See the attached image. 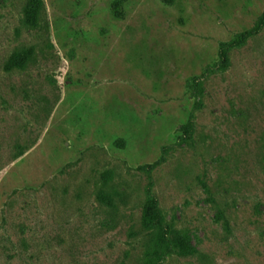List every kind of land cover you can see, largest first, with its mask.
I'll return each instance as SVG.
<instances>
[{"label": "rangeland", "instance_id": "rangeland-1", "mask_svg": "<svg viewBox=\"0 0 264 264\" xmlns=\"http://www.w3.org/2000/svg\"><path fill=\"white\" fill-rule=\"evenodd\" d=\"M0 0V264H264V0ZM33 56L9 69L21 50Z\"/></svg>", "mask_w": 264, "mask_h": 264}, {"label": "trees", "instance_id": "trees-1", "mask_svg": "<svg viewBox=\"0 0 264 264\" xmlns=\"http://www.w3.org/2000/svg\"><path fill=\"white\" fill-rule=\"evenodd\" d=\"M44 11L43 0H30L24 11L23 25L28 29H38L41 26ZM32 50H21L10 57L9 69H24L32 59ZM143 225L156 239L155 247L145 254L143 264H159L163 248L173 247L179 254L187 256L193 253V247L188 236L172 227L164 228L160 210L155 201H150L144 209Z\"/></svg>", "mask_w": 264, "mask_h": 264}]
</instances>
